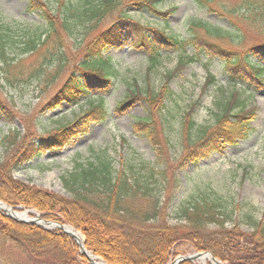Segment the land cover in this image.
Here are the masks:
<instances>
[{
	"label": "rangeland",
	"instance_id": "rangeland-1",
	"mask_svg": "<svg viewBox=\"0 0 264 264\" xmlns=\"http://www.w3.org/2000/svg\"><path fill=\"white\" fill-rule=\"evenodd\" d=\"M43 1L51 9L56 7L55 0ZM156 1L161 13L169 8H175V11L168 15L133 10L127 13L140 26L163 30L181 40L189 38L186 25L191 19L219 25L230 30L231 34L235 33L231 35L232 39L228 37L219 40L221 50L224 49L225 53L214 55L210 50H204V54V51L191 47H187L185 52H179L169 50L167 46H159L161 58L151 68L145 50L141 45L136 47V37L142 28L124 23V29L127 28L124 32L125 42L106 53L112 57L116 69L113 87L103 93L106 117L99 122L87 117L82 122L87 124L85 132L62 147L48 146L45 139L58 127L66 126L81 117L97 101L85 98L74 105L61 102L59 106L53 107V102L52 106L45 107L61 90L62 82L57 81L49 87L34 82H20L10 86L0 74V164L8 168L15 158L19 159L12 168L10 179L25 188H14L2 182L8 180L2 178L0 173L3 179L0 181V192L15 194L34 206H12L2 200L0 202L15 213L30 211L31 214L27 216L31 219L39 218L41 221L72 228L78 233L83 250L95 264L109 263L86 248L84 235L74 227L77 218L66 217L63 212L72 206L70 201L73 194L65 188L61 179L73 173L77 164L108 162L113 177L124 173L129 179L134 176L140 181H146L153 193L160 196V200L170 199L168 210L165 211L169 226L187 227L178 218L181 206L200 199H212L221 205L227 217L224 224L226 230L230 231L234 227L237 234L249 235L255 223H259L264 230V85L248 75L244 67L230 71L226 62L230 56L241 59L249 53L255 42L264 40L259 35L260 26L253 20H243V16L238 14L231 15L227 23L216 13L199 8L193 0ZM230 2L231 8L238 5L240 0ZM33 8L31 10L27 6V0H0V23L13 30L9 35L12 37L10 53L23 60L25 65L36 63L37 59L22 53L24 41L36 37L45 29L39 13L33 12ZM71 44H77V40H66L65 45L73 51ZM191 56L195 60L188 63L187 59ZM254 60L260 59L254 57ZM179 62H186V66L179 69ZM168 74L170 77L166 81L163 99L155 102L138 99L128 106L117 108L126 89L143 93L158 92L163 90L164 77ZM236 103L246 104L245 116H238L229 122L238 121L236 123L242 126L241 130L216 139L215 146L209 142L213 146L212 150L198 146L202 132L205 135L212 132L220 114L235 113ZM150 116L154 117L153 126L150 123L148 127L136 124L138 119ZM187 121L195 123L193 130L188 129ZM231 134L234 136L231 137ZM187 141L190 145H187ZM210 145L207 144L208 147ZM23 157L29 158L25 164L21 160ZM159 161H162L161 164ZM150 169L156 171L152 177ZM61 211L62 214L58 213ZM5 219L12 220L6 217L5 211L0 210V222ZM12 221L60 234L63 236L61 243L53 245H66L68 239L76 245L81 259L91 264L82 255L76 242L60 229H45L43 225ZM182 239L177 254L169 257L165 264L179 257L208 252H196L188 246L191 245L190 240L186 237ZM236 240L240 241L235 237ZM1 245L2 264L40 263L21 254L20 248L8 241L0 240ZM52 251L56 257L58 253H63L57 246ZM46 254L41 253L40 256L50 260L45 257ZM203 260L204 264H213L207 258ZM185 262L201 264V260Z\"/></svg>",
	"mask_w": 264,
	"mask_h": 264
},
{
	"label": "trees",
	"instance_id": "trees-1",
	"mask_svg": "<svg viewBox=\"0 0 264 264\" xmlns=\"http://www.w3.org/2000/svg\"><path fill=\"white\" fill-rule=\"evenodd\" d=\"M55 2L56 7L51 9L43 0H27V6L31 10L35 6L33 12L39 13L45 27L42 33L26 39L23 43L22 53L35 57L36 63L25 65L23 60L10 53L12 44L10 36L13 30L0 23V74L4 82L10 86L20 82H34L39 86L41 83L49 87L57 81L62 82L61 90L45 107L52 106L53 102H55L53 107L59 106L61 102L74 105L85 98L88 100L94 98L97 101L81 117L66 126L58 127L45 139L48 146L62 147L85 132L87 124L82 122L87 117L94 122L103 121L106 117L103 93H107L113 87L116 79L112 57L106 53L125 42L124 32L127 28L124 29V23L140 26L127 12L133 10L168 15L175 11V8H169L165 13H161L157 9L156 0H55ZM193 2L199 8L216 13L227 23L229 17L236 14L243 16L245 21L253 20L260 26L259 35L264 37V0H240L238 5L231 8L230 0ZM140 27L142 29L136 37V47L141 45L145 50L151 68L161 58L159 46H167L169 50L179 52H185L187 47H191L199 51L210 50L213 54H222L225 50H221L219 40L231 38V35L235 34L201 19L190 20L186 25L189 38L183 40L163 30ZM77 33L80 35L77 36ZM93 33L95 35L91 38L90 35ZM72 39L77 40V44L70 45L73 48L71 53L65 43L66 40L71 42ZM248 52L241 59L237 56L226 59L229 66L227 68L236 71L244 67L248 75L264 85V63L260 62L264 61V40L255 42ZM203 53L205 54V51ZM254 57L260 60L255 61ZM194 60L193 56L187 59L188 63ZM177 66L182 69L186 62H179ZM169 77V74L164 77L163 90L155 93L126 89L117 108L128 106L138 99L149 102L163 99V91ZM235 105H237L235 113L217 116L216 128L212 132L207 135L202 132L200 141L197 142L198 146L212 150L213 146L209 142H213L215 146L216 139L225 137L229 132L235 134L241 130L242 126L236 123L238 121L233 123L229 121L242 116L247 106L244 103ZM161 109H164L163 105ZM153 120L154 117L150 116L138 119L136 124L148 127L150 123L153 126L155 123ZM186 123L188 129L193 130L195 123L193 121ZM233 134L230 136H234ZM186 143L190 145L189 141ZM21 160L25 164L29 158L23 157ZM18 162L19 159L15 158L8 168L0 164L2 178L8 180L2 181L0 178V181L6 182L9 186L13 185L14 188H23L10 179L12 168ZM159 162L161 164L162 161ZM150 172L151 177L156 174L154 169H150ZM61 180L65 188L73 194L70 201L72 206L63 211L65 216L77 218V224L72 225L84 235L86 248L109 264H165L169 257L177 254L183 237L190 240L191 245L188 246L194 251H208L215 258L228 264H264V230L260 228L259 223L254 224L249 235L237 234L234 227L230 231L226 230L224 224L227 217L221 205L212 199H200L181 206L178 218L184 221L187 227L178 228L169 226L166 221L168 214H165V211L168 210L169 198L160 200V196L153 193L146 181H140L134 176L129 179L124 173H118L117 177H113L108 162L77 164L76 170ZM9 194L0 192V200L12 206H34L15 194L10 192ZM58 203L67 204L61 201ZM58 213L62 214V211ZM235 237L240 241H235ZM61 238L63 236L60 234L45 232L9 219L0 222V240L16 245L20 248L21 254L39 261V264H86L77 254L76 245L68 239L65 241L66 245H53L60 244ZM55 246L63 252H57L59 255L57 257L52 251ZM41 253H47L45 257L50 260H44L40 256ZM51 255L54 257L51 258Z\"/></svg>",
	"mask_w": 264,
	"mask_h": 264
},
{
	"label": "water",
	"instance_id": "water-1",
	"mask_svg": "<svg viewBox=\"0 0 264 264\" xmlns=\"http://www.w3.org/2000/svg\"><path fill=\"white\" fill-rule=\"evenodd\" d=\"M4 207H6V205L0 202V210L5 211L6 217L11 218L12 220H15L17 222L37 224L39 226L43 225L42 227H44L45 229H48V228L60 229L66 236L70 237L71 239H73L76 242V244L78 245V248L80 249L82 255L85 256L91 264H95L94 262H92L91 258L86 254V252L83 250L82 244L80 243V240H79L78 233L74 232V230L72 228L66 227V226H61V225H58V224H55L52 222H48V221H41L39 218L31 219L27 216V215L31 214L30 211H25L22 213H15V212L11 211L10 207L8 210L5 209ZM16 215H20L22 217H17ZM39 221L41 222V224L39 223ZM205 258L209 259L213 264H222L219 261H217L212 256V254H210L209 252L196 253V254H193V255L187 256V257H179V258L175 259L174 261H172L170 264H179V263H182L185 261H195V260H201V259H205ZM101 264H105V263H101Z\"/></svg>",
	"mask_w": 264,
	"mask_h": 264
},
{
	"label": "bare ground",
	"instance_id": "bare-ground-1",
	"mask_svg": "<svg viewBox=\"0 0 264 264\" xmlns=\"http://www.w3.org/2000/svg\"><path fill=\"white\" fill-rule=\"evenodd\" d=\"M5 209H7L6 207H4ZM8 210V209H7ZM11 214V213H10ZM17 217H22L20 215H16ZM98 263V262H97ZM205 263V260L201 259V264H204Z\"/></svg>",
	"mask_w": 264,
	"mask_h": 264
}]
</instances>
